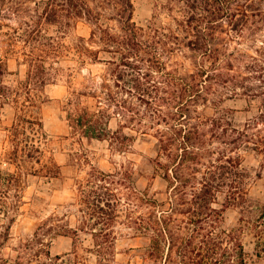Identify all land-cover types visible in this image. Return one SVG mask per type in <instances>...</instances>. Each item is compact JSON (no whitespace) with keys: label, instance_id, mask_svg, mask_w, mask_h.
Segmentation results:
<instances>
[{"label":"trees","instance_id":"obj_1","mask_svg":"<svg viewBox=\"0 0 264 264\" xmlns=\"http://www.w3.org/2000/svg\"><path fill=\"white\" fill-rule=\"evenodd\" d=\"M30 1L36 4L31 19L4 32L9 51L18 49L27 66L26 80L17 86L6 83L8 68L0 60V123L7 106L15 114L6 128L8 161L21 171L44 162L46 134L38 111L43 90L60 77H70L67 62L76 61L78 67L103 68L99 78L90 71L85 89H75L69 98L65 110L74 132L92 142L109 141L123 153L138 134L150 142L156 138L157 156L149 161L157 172L163 169L169 185L165 199L146 193L142 197L130 170L125 178L93 167L78 183L84 224L61 231L77 234L90 228L102 247L114 241L115 225L126 212L128 226L150 237L149 255L164 258L166 264H246L241 234L264 225L263 201L249 188L250 180L264 179V40L245 65L238 59L244 54L230 48L252 18L264 22V0H170L179 3L173 23L155 16L142 26L134 20L133 0H0V26L27 12L23 3ZM76 18H85L92 31L88 39L68 44L64 34ZM46 26H56L57 32L48 33ZM84 97H92L94 106L85 104ZM241 98L259 99L260 105L254 117L236 123L233 114L238 110L223 104ZM198 102L213 110L204 120L220 144L208 152L207 134L193 121ZM114 117L120 124L116 131ZM248 150L263 156L255 176L256 169L245 163L243 151ZM45 163L40 173L52 184L60 179V166ZM19 177L0 168V189ZM231 207L240 210L241 226L229 231L220 222ZM139 208L146 212L137 216Z\"/></svg>","mask_w":264,"mask_h":264},{"label":"rangeland","instance_id":"obj_2","mask_svg":"<svg viewBox=\"0 0 264 264\" xmlns=\"http://www.w3.org/2000/svg\"><path fill=\"white\" fill-rule=\"evenodd\" d=\"M133 3L134 20L141 26L148 24L155 16L165 24H170L174 22L172 14L179 15V3H170V0H133ZM169 5L173 10L167 8ZM23 7L27 12L10 16L2 21L5 26H0V60L8 68L5 81L13 86L26 80L28 69L20 62L23 58L17 52L18 49L16 52L9 51V42L4 32L12 31L24 19H31L29 13H34L36 4L30 1L28 4L23 3ZM259 20V17L252 18L240 40L231 43V51L244 54L238 57L239 64L245 65L249 56H256L257 49L263 43L264 22H258ZM46 29L50 34L57 32L56 26H46ZM91 31L92 26L85 18H76L64 34L65 41L73 44L82 37L88 39ZM67 65L73 70L70 72L71 76L60 77L56 84L46 87L38 109L46 134V140H43V163L27 165L22 168V172L13 162L8 161L7 153L11 145L6 128L12 125L15 114L10 111V106L3 111L0 123V168L5 172L17 173L20 181L9 188L0 189L3 192H0V264L4 260H9V263L20 261V264H166L164 258L149 255L150 237L143 236L128 226L126 212L115 225L114 241L110 240L102 247L99 246L101 239L93 235L90 228L80 230L77 234H65L61 231L63 227L77 230L84 224L85 214L80 210L78 183L86 179L93 167L109 173L120 172V176L125 178L128 177L126 172L130 170L132 185L142 197L146 193L165 199L169 191L163 169L157 172L154 163L149 161V158L157 156L154 149L156 138L150 142L131 129H125L137 137L130 151L123 153L112 149L109 141L92 142L74 132L65 110L69 98L75 89H85L90 71L98 77L103 66L88 65V68H82L78 67L76 61H68ZM243 71L247 72L246 69ZM83 102L89 106H94L95 103L92 97H84ZM259 105V99L250 102L241 98L227 99L223 107L238 110L233 114L236 123H245L256 115ZM197 106L198 112L193 121L197 124L200 122L201 129L207 134L209 145L206 151L217 149L220 145L217 134L204 120V115H211L213 110L206 109L202 102H198ZM119 125L115 117L111 119L113 130H119ZM164 125L156 128H163ZM260 127L264 128V124ZM151 131L155 132V128ZM209 155H206L207 161ZM243 155L245 163L256 169L252 171L255 176L261 170L263 156L251 150L243 151ZM49 161H55L61 170L60 179L54 180L52 184L40 173L45 162ZM163 161L166 159L163 158ZM119 187L126 191L124 186ZM249 188L264 204V179L250 180ZM137 210V216L146 212L143 208ZM240 219V210L231 207L223 213L220 224L222 228L230 231L241 226ZM241 241L245 248L246 264H264V225L245 229L241 234Z\"/></svg>","mask_w":264,"mask_h":264}]
</instances>
